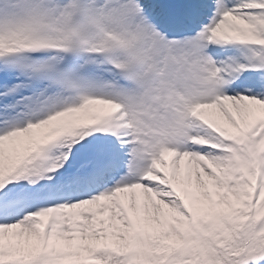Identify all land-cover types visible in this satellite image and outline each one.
I'll return each instance as SVG.
<instances>
[{"label":"rangeland","instance_id":"rangeland-1","mask_svg":"<svg viewBox=\"0 0 264 264\" xmlns=\"http://www.w3.org/2000/svg\"><path fill=\"white\" fill-rule=\"evenodd\" d=\"M32 3L37 6L33 9L44 6L42 0H30L28 4H22V0H0V54L29 50L36 45L19 34L21 24L26 27L22 29L25 34L29 31L36 33L39 26L47 37L53 38L58 34L54 25L34 26L29 23ZM258 3L264 5V0H258ZM50 13H55V10L51 9ZM53 16L59 23L63 19L61 13ZM125 29L124 24H119L111 32L126 42L130 37ZM24 65V59L16 60L12 68L4 69L5 73H11L0 83V134L8 136L4 147L0 144V155L10 154L13 157L12 167H4V171L9 172L0 174V198L10 202L9 208L14 210L9 216L0 214V264H162V256L159 255L163 254L162 251L169 249L175 257H179L180 251L188 247L192 248L188 257L193 258L199 248L210 252L205 241L213 231L212 226L218 225L215 232L223 236L234 233L242 236L246 219L241 215L254 203L257 209L264 211V103L261 101L247 106V111H237L236 120L227 118L230 130L226 127L225 134L234 141L226 144L219 139L223 148L217 150V155L222 157L221 164L214 163L209 168H203L201 174L196 166L189 174L176 168L173 172L177 181L170 188L163 189L156 184L149 194L144 193L151 186L136 193V197L129 192L127 201L120 197H124L121 192L115 200L114 195L93 200L83 212L76 208L77 205L68 206L59 215L49 240H45V224L38 218L39 207L36 204L29 208L27 198L39 193L44 187L42 183L47 180L55 177L58 181L66 174L69 176V159L76 148L86 150L89 163L110 155L108 139L99 137L101 134L98 132L90 133V123H97L99 117L88 114L85 116L86 124L77 128L75 125L79 120L68 114L67 108L63 110L65 106L74 104L64 103V94L49 92L50 99L41 104L39 98L43 97V92L28 86L20 88L17 73ZM51 102L52 107L49 106ZM142 103L147 106L144 100ZM132 109L134 124H137L135 131L146 135L139 150L148 153L156 149L158 143L149 132L140 128L137 121L146 118L158 125L160 120L174 116L180 119V123L185 110L180 105L174 109L161 106L154 111L145 109L140 117L135 115L134 107ZM57 110L54 117L44 121L45 125L28 126L45 120V116L51 117V113ZM37 132L43 137H34ZM222 173L224 177L221 178ZM210 191L215 195L212 200ZM141 197H144L140 201L143 203L127 205L131 199L138 202ZM180 198L190 203L196 222L188 220L181 208ZM72 209L75 212L72 213ZM162 215H169L170 221H173L165 229L161 224ZM96 220L98 224H95ZM227 223L229 229L226 228ZM153 224L157 225L156 229ZM232 226L234 233L230 231ZM205 231L206 234H203ZM262 232L264 222L252 239L256 243L258 238L259 246L264 244L260 237ZM263 250L257 256V264H264ZM93 258L94 261H91ZM233 258H230L232 263L229 264L235 262Z\"/></svg>","mask_w":264,"mask_h":264},{"label":"bare ground","instance_id":"bare-ground-1","mask_svg":"<svg viewBox=\"0 0 264 264\" xmlns=\"http://www.w3.org/2000/svg\"><path fill=\"white\" fill-rule=\"evenodd\" d=\"M233 1L234 2H237V3L242 2V0H233ZM234 13L237 15L239 12L236 11ZM258 17H259L258 18V23H256V25L254 26V28L256 30H258V31L264 32V14L258 15ZM220 25H222V23H220ZM248 53L250 54L248 56V60L252 61L255 58V54H252V52H249V51H248ZM232 55L233 54H229L227 57H231ZM229 61H232V62H230L231 64H233V62H234L233 60H229ZM247 79H250V78H247ZM251 81H253V79L250 80V83H251ZM260 89H262V83L261 82H256L252 86L250 84V86H248L246 88V91H247V93L251 97V96L257 94L258 90H260ZM95 106L92 105V104L88 106V109L87 110H90L89 111V114L92 115L91 117H93L95 115H98L96 113L97 110H96ZM105 106H109V105L108 104H105ZM247 106H249V105H246V104L243 105V104H239V103L234 104V107L235 108H239L241 111L242 110H245ZM82 111L83 110H81V112ZM78 113H80V110H77L75 113H72V117L73 118H77V120H79V123L75 125L77 128H79L81 126V124L82 125H85L86 124V118H85V116H87V114H83L82 113L83 114L82 115V114H78ZM220 117H222V116H220ZM42 125H44V124H42ZM33 136L36 137V138H42L43 137V134L40 133V132H37V134L36 135H33ZM5 138H6V136L0 137V144L3 147H4L5 144H2V143H4ZM213 139H214V137H213ZM193 146H194V149H195V151L193 150L194 153L200 156V157L194 156V158L190 159V161L193 160L191 162L193 166L199 167L202 170L203 168H206L207 164L209 166V165L214 164V163H220V161L222 159L221 155H217L216 152L209 150V148L206 147V146H202V145H192V147ZM0 165L2 166V170H1L0 174L2 175V174L8 173L9 171H7V172L4 171V167H7V169L10 168V167H12V165H13V157L10 154H7L5 156L4 155H0ZM193 166H190V168H193ZM201 173L202 172L200 171L199 174H201ZM223 175H224V173H222L220 177L221 178L224 177ZM78 180H79V177H76L75 178V181L73 183V186H76V183H77ZM147 181L150 182L152 180L151 179H147ZM214 181L217 182L216 180H214ZM148 182H133V184H132L131 187L122 188V190L123 189H130V188L133 189V188H135L137 186H147V187L151 186L146 191L144 190L145 191L144 194H149L150 193L149 191H151V189L155 187V184L161 185L159 182H156V181H154L151 184H149ZM163 213H165V212H163ZM162 217H163V222L161 224H162V226H164L163 229H165L173 221H170V216L169 215H167V216H163L162 215ZM95 224H98V221L97 220H96ZM153 225H154V229H156L155 227L157 225H155V224H153ZM154 232H156V230H154Z\"/></svg>","mask_w":264,"mask_h":264}]
</instances>
